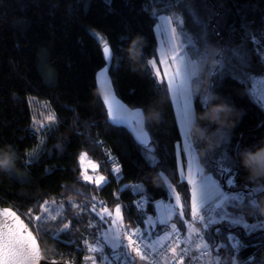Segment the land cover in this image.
<instances>
[{"label": "trees", "instance_id": "1", "mask_svg": "<svg viewBox=\"0 0 264 264\" xmlns=\"http://www.w3.org/2000/svg\"><path fill=\"white\" fill-rule=\"evenodd\" d=\"M185 2L0 0V155L10 162L6 167L0 159V205L12 208L29 225L48 259L88 264L87 247L94 242L111 255L102 235L108 223L97 215L101 206L121 205L124 226L143 229L145 217L154 213V203L173 204L179 193L182 202L187 198L185 215L180 217L175 205L171 220L156 225L153 233L160 234L173 225L183 230L189 219L190 186L178 171L176 145L181 138L173 105L166 82L156 78L148 63L157 59L158 18L173 12L181 16L182 29L199 53L206 54L204 65L192 78L195 119L190 138L193 143L202 140L194 150L199 164L224 190L245 196L244 203L226 206L234 217L243 216L249 224L264 219V193L248 196L241 191L245 185L252 189L264 186V168L242 167L237 184L227 186L228 177L205 161L213 149H218L217 159L225 151L234 155L229 146L241 137L245 149L258 144L251 153H242V166L249 155L264 153V109L248 91V76L242 74L236 57H231L230 65L240 77L226 68L220 70L216 56L211 68L210 54L213 45L219 52L221 46L231 49L243 44L241 51L252 54L255 66L253 49L257 45L251 41L258 40L264 47V0H196L193 8L185 7ZM197 17L202 22L211 19L220 33L207 46L202 43V24L197 23ZM93 32L113 48L123 49V62L118 67L117 59H111L109 75L116 95L129 107L143 111L151 138L148 146L108 120L95 83V74L104 64L103 43ZM125 35L130 38L122 42ZM194 49L187 47V54L197 59L199 53ZM33 99L46 103L55 118L40 131L32 129ZM210 122L214 123L207 127ZM225 136L227 142L221 147ZM82 154L97 163V171L107 181L102 187L82 178ZM137 184L141 185L138 190ZM140 196L146 201L144 211L135 207ZM252 200L257 201L256 216L252 215ZM40 205L48 211L43 212ZM37 215L43 216L41 222H29V216ZM64 224H69V229L60 231ZM215 227H220L222 234L209 240L208 233ZM245 232L242 226L229 229L226 223L202 229L210 248L209 264H230L234 259L239 264L253 254L257 261L264 259V239H258L264 238V231ZM229 234L240 241L239 252L231 247L236 241H229ZM254 244L260 246L252 247Z\"/></svg>", "mask_w": 264, "mask_h": 264}, {"label": "snow or ice", "instance_id": "2", "mask_svg": "<svg viewBox=\"0 0 264 264\" xmlns=\"http://www.w3.org/2000/svg\"><path fill=\"white\" fill-rule=\"evenodd\" d=\"M111 0H106V3H110ZM196 3V0H186L185 7L193 8ZM156 11L153 12V15H156ZM161 19L165 20L168 25L172 24V17L170 16H161ZM183 23V21H181ZM197 23L202 24V43L207 46L212 43L213 37H218L220 35L219 31L212 26L211 19L207 20L206 22H202L199 17H197ZM169 43L171 44L172 48V63L176 65L175 71L171 74L165 72V76L167 77V88L168 91L173 94L174 97L179 96L184 105V111L182 113V119L184 122V126L187 128L190 126L191 122L195 119L192 110H191V95L190 93V80L191 77L195 75L194 70L191 66L186 63L187 59V49L184 50V54H180V49L178 45L175 43L176 40V28L171 27L168 32ZM93 35L96 36L101 42L103 43V54L108 59H117V66L119 67L120 64L124 60V52L122 48H113L109 42L99 34L94 33ZM254 35V34H253ZM261 36L264 37V31L261 32ZM130 38V35H125L121 37L122 42H126ZM255 45H257L253 52L255 53L257 60L255 66L252 62V54L248 53L247 51H241V49L245 48V45L241 44L235 48H223L221 46V51L215 53V56L219 60V67L224 68L231 62V57H236L240 62V68L242 74L244 76L251 77L253 72L255 71V75L264 76V47L260 46V41L253 39L251 41ZM218 43V41H217ZM191 47V46H189ZM195 51L199 53V48H195ZM230 53V55H229ZM164 55V53H161ZM149 64L155 66L157 64V60L154 58L151 61H148ZM164 63V61H161ZM156 75L159 77L160 72L157 70ZM161 83H164V79L161 78ZM214 86V85H213ZM111 94H106L104 98V102L108 107V116L113 122H123L126 120L132 119L131 115L127 113V110L124 108L123 105H120L118 102H115L114 99L110 100ZM207 103H205V107ZM54 117L49 116V121H54ZM214 122H210L207 127H211ZM227 132V130H225ZM243 137H241L240 141H237L235 145H230V150L234 153V155L229 156L227 151L221 153L219 158L217 159V151L218 149H213L211 157L207 154L205 156V161L207 163L212 164L220 173L221 176H227L228 179L226 183L230 186L237 184L239 175L241 172L242 167L244 170H247L248 167L259 165L261 168H264V153H258L257 155H249L246 165L242 166L240 164L241 155L243 152L247 151L251 153L254 147H257L258 144L251 145L248 148L243 147ZM227 142V136L222 138L221 140V147L225 145ZM202 143L201 141H197L193 143L191 141L190 136L187 132L184 135V144L183 147H179L178 149L181 154L185 151H192L195 148H198ZM7 161L4 162L7 165ZM191 169V165L189 164V170ZM119 171V169H117ZM85 181H91L95 183L97 186H103L106 183V178L104 176H99L98 178L93 179V177L85 175L83 177ZM188 183L191 184V203H190V210L192 217H198L201 221H205L204 228L209 229L212 226L219 225L221 223H226L229 229L234 228L236 226H242L243 229L246 230L245 234H251L255 232L257 229L264 231V219H259L258 222L255 224H249L245 222L244 217L240 216L239 218H233L229 215H223L220 217L219 220L216 219H207L205 215H202V208L207 203V200L210 197V193L207 190L206 184L201 181L197 183L195 180L189 178ZM242 192H246L248 196H252L253 194H261L264 193V186L257 187L255 189L248 188L245 185L242 189ZM151 199V197H149ZM176 203L179 206L178 215L183 217L185 215V208L188 206L187 198L182 202L180 194H176ZM233 203L236 202L244 203L245 196L242 194H237L236 196L231 198ZM254 211L252 213L253 216L257 215L258 212V205L256 200L251 201ZM47 204V202H45ZM138 207V204H137ZM219 207V205H217ZM40 208L43 212H47V208L44 205H40ZM31 212V209L29 210ZM92 212L95 213V207L92 208ZM100 218V221L103 223L111 222L112 225H122L123 223V212L122 206L116 205L114 213L110 211L106 206L102 208L100 213H97ZM168 215H172V210L169 209ZM35 220L37 223L41 222L43 219L42 215L37 216H29V222ZM55 219V217H52ZM175 228V225H173ZM69 229V224H64L63 228L60 231H65ZM109 231L112 232L111 238L105 234L104 239L107 243L111 246V256L116 261L121 260L123 257L124 264H134L136 257L140 259L146 258V251L147 249H142L141 247L137 246V241L142 240L144 234L138 232V230H131V232H126L124 235L126 237L127 243L121 238V231L119 227L115 230L109 228ZM222 234V229L220 227H215L213 232L208 233L209 240H215L219 238ZM58 235V234H57ZM133 236H136L137 239H133ZM229 241H236L235 244H232V248L237 249L239 252V248L237 245L240 244V241L237 239L235 235L229 234L227 236ZM264 239V238H258ZM87 243V241H85ZM259 244H254L252 247H259ZM240 247H248V245H240ZM148 249L155 251L151 245L147 246ZM122 249V251H121ZM89 251L96 252L100 254L101 264H105L106 261L109 260V257L105 255V250L103 247H96L89 245ZM174 256L179 255L178 264H184V258L187 254V249H181L179 253H177L176 248L171 249ZM135 253V256L132 253ZM86 259L91 260L92 264H97L96 257L90 256L86 257ZM42 260H47V257L42 256L40 246L37 242V237L33 234V231L29 228V225L21 219L17 213L11 209H3L0 212V264H41ZM264 264V259H260L257 261L256 255L253 254L251 257L243 258L239 264ZM51 264H57L56 261H52ZM70 264V262H67ZM233 264H237V261L234 259Z\"/></svg>", "mask_w": 264, "mask_h": 264}, {"label": "rangeland", "instance_id": "3", "mask_svg": "<svg viewBox=\"0 0 264 264\" xmlns=\"http://www.w3.org/2000/svg\"><path fill=\"white\" fill-rule=\"evenodd\" d=\"M161 16H164V15H161ZM167 16L172 17V24L171 25H168L166 23V21L161 19L160 17L158 18V22L155 25V34H156V38H157V59H156L157 64L155 66L149 64L151 67V70L153 71V73L155 75L157 73V70H159L160 74L163 75L165 79H167V77L165 76V72L171 74L172 72L175 71V67H176V65L174 63H172V60H171L173 53H172L171 44L169 43V38H168V34H167L168 30L171 27L176 28L175 43L178 45L181 55L184 54V50L187 49V47H189V46H191L190 48H196L193 44V40L191 39L190 35H187L182 29V23H181L182 18L179 15V13L173 12ZM194 51H195V49H194ZM161 53H164V55H161ZM195 53H196V51H195ZM215 53H217V46L213 45V48L210 51V54L212 56L211 68L214 67ZM198 55L199 56L197 59H193V58L189 57L187 54L186 63H188L195 72V75L192 76L191 78L197 77L198 72H199V66L200 65L203 66L205 63L206 54L205 53L204 54L199 53ZM151 60H153V59H150L149 61H151ZM161 61H164V63H161ZM217 65H218V63L216 64V66ZM225 68L227 69V72H229L233 75H236L237 77H240L235 67L228 64L224 68L220 67V70L225 69ZM197 80H199V78ZM246 80H247V84H248V91L250 92L253 100H255L264 109V76L252 75L251 77H248ZM191 81H192V79L190 80V85H189L190 86V93H188V94H190L192 97L191 85H193V83H191ZM170 95H171L173 106H174V109L176 112V118L178 121V126L180 129L181 147H183L185 132H187L188 135L190 136V128L193 124V121L191 122L190 126H188L187 128L184 126V122L182 119V113L184 111L183 101L179 96L174 97L171 92H170ZM201 98H202V96H201ZM203 100H204V98H203ZM31 109H32V129L33 130L40 131V130L44 129L45 127L50 126V125H52V123H54V121L48 120L49 116L54 117V115L51 112V110L49 109L48 105H46V103L39 102V101L33 99L31 102ZM191 110H192V113L194 115V108H193V100L192 99H191ZM0 159H1V161H3V163L5 162V158L1 155H0ZM6 161L8 162L7 164L10 165V162L8 160H6ZM79 162H80V167H81L82 178L85 175L91 176V177H93V179L101 176L100 173L97 171V168H98L97 163L94 162L93 160H91L89 157H87L86 154H82L80 156ZM189 164L191 165L190 170H189ZM178 168H179V173H180L181 177L183 176L184 178H186L187 182H188L189 178H191V179L195 180L197 183H200L201 181H203L206 184L207 190L210 193V197L207 200V203L202 208V213H201L202 215H205L207 219H216V220H219L221 216L226 215V214L233 217V218H237V217H234V215L232 213L227 211L226 206L233 203L231 198L236 196L239 193L236 191L224 190L222 188V186L219 184V182L216 180V178L213 177L212 175L211 176L210 175H207V176L202 175L200 165H199L197 158H196V155L193 151H190V152L185 151L183 153V157L181 159L179 157ZM89 182H91V181H89ZM189 186H190V203H191V187L192 186H191V184H189ZM227 186H228V184H227ZM139 187H141V185H138V184L135 185L136 190H138ZM170 191L172 192V190H170ZM116 205H118V204H116ZM116 205H114L111 208H109V207H107V208L114 213ZM175 205H177V203L174 200L173 204H171L170 206L167 207L166 213H167L168 217H171L168 215L169 209L172 210V216H173L174 209L176 208ZM217 205H219V207H217ZM102 208L103 207L101 206L97 210V213H100L102 211ZM190 214H191V210H190ZM152 220L153 219L150 216L146 218V221L148 223L151 222ZM195 220L200 222V224H201V225H197L199 227V229L204 228L205 221H201L198 217H196ZM94 226H99V225L95 224ZM117 227H119V229L121 231V238H123V235L125 234L124 233V230H125L124 229V223H122V225H112L111 222L109 221L107 228L102 233L103 240L110 250H111V246L107 243V241L104 239V237H105V234H107L108 237L111 238L113 233L109 231V228H112L113 230H115ZM137 230H138V232H140V229H137ZM124 241H125L124 243H127V240H124ZM92 246L102 247L101 243H99V242H94V244ZM87 249L89 250V246L87 247ZM87 254H88V257L94 256V257H96V259L100 258V256L98 257L99 253H96V252L90 251ZM86 261L88 264H90V263L92 264L91 260L86 259Z\"/></svg>", "mask_w": 264, "mask_h": 264}, {"label": "crops", "instance_id": "4", "mask_svg": "<svg viewBox=\"0 0 264 264\" xmlns=\"http://www.w3.org/2000/svg\"><path fill=\"white\" fill-rule=\"evenodd\" d=\"M155 75V74H154ZM156 76V75H155ZM157 79L161 80V78L164 79V81L166 82L167 84V79L164 78L163 75L160 74V76H156ZM192 79V78H191ZM192 83V81H191ZM191 91H192V100H193V90H192V85H191ZM169 96L171 98V95H170V92H169ZM171 102H172V99H171ZM172 105H173V102H172ZM194 108V106H193ZM173 110H174V114H175V118H176V112H175V109H174V106H173ZM194 117H195V112H194ZM176 122H177V126H178V121H177V118H176ZM194 122V120H193ZM193 125V124H192ZM192 128V126H191ZM191 128H190V131H191ZM178 129H179V126H178ZM179 133H180V129H179ZM180 138H181V135H180ZM178 145L179 147H181V142L178 143L176 145V154H177V162L179 160V157L180 159L183 157V154L180 153L179 149H178ZM194 153L195 151L192 150ZM180 155V156H179ZM196 155V154H195ZM197 158V156H196ZM197 161L199 163V160L197 158ZM200 165V164H199ZM200 168H201V172H202V175L204 176H207V175H210V174H207L203 171L201 165H200ZM178 171H179V168H178ZM180 174V173H179ZM181 176V175H180ZM211 176V175H210ZM183 179L186 180V178H184L182 176ZM187 181V180H186ZM171 203L169 202H166V201H162V200H159V201H156L154 203V213L152 215H147L145 217V227L143 229H140V233L144 234V237L143 239L149 243L152 247H156L157 245H159L160 243H163L165 242L166 240H168V236L170 234H172L174 232L175 233H181L182 235H185L187 236V238H190L192 235H195V234H200L202 235L201 231L202 229H199V227L197 225H201L200 222L196 221L194 217L191 216L190 214V217L189 219L185 220V226L183 228V230H179L177 229L176 227L173 228L171 227L170 229L162 232V233H158V234H155L153 233V229L156 225H160V224H166L168 223L171 218L174 216L175 214V211L176 209H174V214L173 216L171 215V217H168L167 216V207L170 206ZM151 217L153 220L151 222H147L146 221V218L147 217ZM124 233L126 232H131L130 230H137V229H129L127 227L124 226ZM203 236V235H202ZM204 237V236H203ZM122 240H126V237L125 235H123V238ZM125 242V241H124ZM202 248L203 249H209V245L208 243L206 242V240L204 239V242H202L201 244ZM133 256H135V253L133 252L132 253ZM212 259L211 258H207V259H202L200 257V253L199 252H196L195 250H192L190 251L187 256L184 258V264H209L211 263ZM230 264H233V261L230 263Z\"/></svg>", "mask_w": 264, "mask_h": 264}, {"label": "water", "instance_id": "5", "mask_svg": "<svg viewBox=\"0 0 264 264\" xmlns=\"http://www.w3.org/2000/svg\"><path fill=\"white\" fill-rule=\"evenodd\" d=\"M102 56H103L104 64L99 70H97V72L95 74V83H96V88L98 90L101 102L105 108L109 122L115 126L122 127L124 129H126L128 132H130L132 134V136L136 139V141L139 144H142L144 146H148L150 144L151 138H150L148 131L145 128V117H144L143 111L140 108L129 107L116 95V93L114 91L113 84L111 82L110 75H109V70H110V66H111V59H108L104 56L103 46H102ZM213 72H214V70H213ZM211 85H212V80L210 77L207 95L209 94V91L211 89ZM109 93L111 94L110 100L114 99L115 102H118L120 105H123L124 108L127 110V113H129L131 115L132 119L116 123V122H113L109 118L108 107L104 102L105 95L109 94ZM5 208L13 210L10 207L0 205V212H2V210ZM37 242H38V238H37ZM38 244H39V242H38ZM41 254H42V256H44L42 251H41ZM52 261H56L57 264H66V263H63L62 261H59L57 259H48V258L46 261L42 260L41 264H51Z\"/></svg>", "mask_w": 264, "mask_h": 264}, {"label": "built area", "instance_id": "6", "mask_svg": "<svg viewBox=\"0 0 264 264\" xmlns=\"http://www.w3.org/2000/svg\"><path fill=\"white\" fill-rule=\"evenodd\" d=\"M138 204V207H137ZM135 207L137 210L144 211L146 207V201L143 196H140L135 201ZM133 239H137L136 236H133ZM202 242H204V237L200 234L192 235L190 238L182 235L181 233L170 234L168 236V240L163 243H160L156 247H152L155 251L148 249L147 246L150 244L147 243L144 239L137 241V246L142 249H147L146 258L140 259L136 257L135 261L142 262L143 264H178L179 255L174 256L171 249L176 248L177 253L181 251V249H187V252L190 249H194L195 251L200 253V257L202 259H207L210 256L209 249H203L201 246ZM122 251V250H121ZM109 257V260L105 262V264H124L123 257L121 260L116 261L112 258L111 255L105 254ZM97 264H101V260L96 259ZM134 261V264H136Z\"/></svg>", "mask_w": 264, "mask_h": 264}, {"label": "bare ground", "instance_id": "7", "mask_svg": "<svg viewBox=\"0 0 264 264\" xmlns=\"http://www.w3.org/2000/svg\"><path fill=\"white\" fill-rule=\"evenodd\" d=\"M192 250H194V249H190V250L187 252V254H188L190 251H192ZM187 254L185 255V257L187 256Z\"/></svg>", "mask_w": 264, "mask_h": 264}]
</instances>
